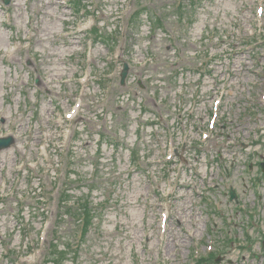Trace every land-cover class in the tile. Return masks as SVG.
I'll use <instances>...</instances> for the list:
<instances>
[{
	"label": "rangeland",
	"instance_id": "rangeland-1",
	"mask_svg": "<svg viewBox=\"0 0 264 264\" xmlns=\"http://www.w3.org/2000/svg\"><path fill=\"white\" fill-rule=\"evenodd\" d=\"M263 98L264 0H0V264H264Z\"/></svg>",
	"mask_w": 264,
	"mask_h": 264
},
{
	"label": "water",
	"instance_id": "water-1",
	"mask_svg": "<svg viewBox=\"0 0 264 264\" xmlns=\"http://www.w3.org/2000/svg\"><path fill=\"white\" fill-rule=\"evenodd\" d=\"M5 4L8 3L9 0H3ZM127 65H124L123 71L121 72V83L124 82V78L127 73ZM12 143V138L7 137V138H0V149L8 147Z\"/></svg>",
	"mask_w": 264,
	"mask_h": 264
},
{
	"label": "trees",
	"instance_id": "trees-1",
	"mask_svg": "<svg viewBox=\"0 0 264 264\" xmlns=\"http://www.w3.org/2000/svg\"><path fill=\"white\" fill-rule=\"evenodd\" d=\"M212 259H213V256H210V258H209V259L202 260L201 262H208V261H210V260H212Z\"/></svg>",
	"mask_w": 264,
	"mask_h": 264
}]
</instances>
